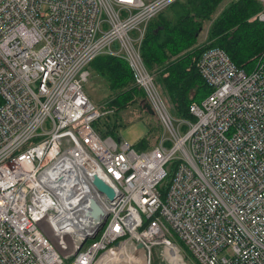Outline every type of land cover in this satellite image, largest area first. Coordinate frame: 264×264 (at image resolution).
Masks as SVG:
<instances>
[{"label": "built area", "instance_id": "built-area-1", "mask_svg": "<svg viewBox=\"0 0 264 264\" xmlns=\"http://www.w3.org/2000/svg\"><path fill=\"white\" fill-rule=\"evenodd\" d=\"M173 1L0 0V264H117L156 247L170 264H264V48L248 72L202 49L209 92L173 118L139 50ZM99 54L127 63L161 126L153 146L94 128L110 112L83 91ZM90 199L106 217L77 248Z\"/></svg>", "mask_w": 264, "mask_h": 264}, {"label": "trees", "instance_id": "trees-1", "mask_svg": "<svg viewBox=\"0 0 264 264\" xmlns=\"http://www.w3.org/2000/svg\"><path fill=\"white\" fill-rule=\"evenodd\" d=\"M221 1L175 0L146 23L140 55L146 68L152 70L153 81L166 98L168 111L175 119L190 118L189 104L199 102L209 92L195 66L202 49L218 47L236 67L244 70L251 64V70L264 48V25L254 18L262 8L259 0L228 1L209 25L208 42L196 46L202 21L210 18ZM87 70L88 78L103 77L109 89L106 99L96 106L101 111H110L93 124L101 136L113 135L112 123L109 124L107 118L117 111L137 103L142 111L148 112L144 94L134 84L124 59L99 54L88 63ZM83 91L90 100L89 91L85 88ZM160 133L161 127H157L153 144L149 138L151 133L132 146L138 151L145 150L155 144ZM185 256L187 259V254Z\"/></svg>", "mask_w": 264, "mask_h": 264}, {"label": "rangeland", "instance_id": "rangeland-1", "mask_svg": "<svg viewBox=\"0 0 264 264\" xmlns=\"http://www.w3.org/2000/svg\"><path fill=\"white\" fill-rule=\"evenodd\" d=\"M230 0H222L218 7L213 11L210 15L209 19H205L202 21L200 30L197 35L196 40V46H199V43L208 42V29L211 21L216 17V15L219 13L221 8ZM251 68V64L244 67V70L247 72ZM152 71V70H151ZM132 76V75H131ZM133 80V78H132ZM134 82V81H133ZM135 84V83H134ZM137 85V84H135ZM83 88L87 89L91 95V101L92 103L97 106L100 101H103L106 99V97L109 94V89L107 86L106 80L102 77L93 79L92 77L87 78L86 82L83 84ZM158 92L160 93L158 87L156 86ZM162 96V94L160 93ZM163 97V96H162ZM167 110H168V104L166 101V98L163 97ZM146 100V99H145ZM169 112V111H168ZM170 114V113H169ZM170 116H172L170 114ZM112 125H110L112 133L107 134L111 135L113 137H118L120 139H123L127 141L130 144H134L137 142L138 139L145 137L147 134L151 133L153 134L150 138V142L152 144L155 141V136L157 134V127H161L159 124V120L155 116V114H150L149 112L142 111V109L139 107L137 103H133L131 106H129L126 109L119 110L115 113L114 116H109L107 118ZM173 123H175L174 120H172ZM116 125H113V124ZM114 127V128H112ZM156 128V131H155ZM155 131V132H154ZM160 136V135H159ZM158 139V138H157ZM181 255L183 256L182 252ZM186 255V254H185ZM184 256L183 263L184 264H192L193 261L190 257ZM139 259V260H138ZM144 260V259H143ZM141 258L138 257L134 258L132 257H123L120 258V262L117 264H143L141 262ZM141 262V263H140ZM145 264H170L161 254V249L159 247H156L155 249L151 250L150 256L147 260L144 261Z\"/></svg>", "mask_w": 264, "mask_h": 264}, {"label": "water", "instance_id": "water-1", "mask_svg": "<svg viewBox=\"0 0 264 264\" xmlns=\"http://www.w3.org/2000/svg\"><path fill=\"white\" fill-rule=\"evenodd\" d=\"M145 108L147 109V111L150 114H153V111L151 110V108L149 107L148 104H145ZM92 184L94 185V187L101 193H103L104 195L107 196V198L111 199L113 197V191L112 189L106 185L102 180H100L98 177L93 176L92 177ZM90 204V210L88 212V215L91 217L92 219V224L91 226H93L92 232L91 233H86L83 237L82 240L77 242V248L81 245L82 241L85 238H93L95 233L99 230V228L103 225L106 214L103 213V211L101 210V208L96 204V202L92 199H90L89 201ZM135 248L138 250H141L143 252V248L142 245L140 243H137L135 245Z\"/></svg>", "mask_w": 264, "mask_h": 264}, {"label": "bare ground", "instance_id": "bare-ground-1", "mask_svg": "<svg viewBox=\"0 0 264 264\" xmlns=\"http://www.w3.org/2000/svg\"><path fill=\"white\" fill-rule=\"evenodd\" d=\"M142 256H143V253H142ZM138 257H140L141 260H142L141 262H142L143 264H145V263H144L145 260H143L141 256H138ZM138 260H139V259H138ZM141 262H140V263H141Z\"/></svg>", "mask_w": 264, "mask_h": 264}]
</instances>
